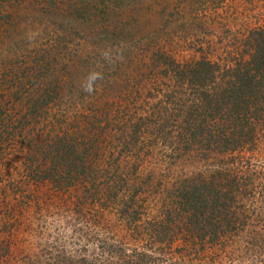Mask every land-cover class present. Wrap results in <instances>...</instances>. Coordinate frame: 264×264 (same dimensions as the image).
Here are the masks:
<instances>
[{"label": "rangeland", "instance_id": "374dc122", "mask_svg": "<svg viewBox=\"0 0 264 264\" xmlns=\"http://www.w3.org/2000/svg\"><path fill=\"white\" fill-rule=\"evenodd\" d=\"M263 22L264 0H0V264H264V120L221 152L195 137L185 147L178 117L145 118L169 80L164 57L231 65ZM178 88L172 109L185 103ZM127 106L144 119L138 134L96 122ZM132 147L143 192L127 223L116 166ZM191 182L231 191L233 230L188 232L169 198Z\"/></svg>", "mask_w": 264, "mask_h": 264}, {"label": "trees", "instance_id": "16d2710c", "mask_svg": "<svg viewBox=\"0 0 264 264\" xmlns=\"http://www.w3.org/2000/svg\"><path fill=\"white\" fill-rule=\"evenodd\" d=\"M244 42L245 54L227 66H220L215 61L203 57L192 62L164 57L162 63L159 62L157 66L162 68V77L169 80L164 82L165 88L159 91L160 100L157 99L159 107L156 108L155 105V111H150L149 116L144 117L153 119L151 116L156 113L157 125L176 123L173 119L176 117L181 120V123H187L186 126L177 127V130L180 129L178 136L181 137L180 141L185 147L189 140H193V137L199 142V147L221 152L233 151L241 145L250 143L255 131V128L250 126L251 119L264 120V22L258 28L248 30ZM176 80H180L179 85ZM178 86L185 89L186 99L183 101L185 103L180 102L175 109H172L168 105L170 100L180 101ZM151 90L155 88L152 87ZM166 107L169 109H165ZM127 110L128 106L125 109V115H118V109L108 112L107 109L102 108L99 113L104 119L102 121L96 119V122L112 121L124 124L125 130L138 134L145 124L142 122L144 119L135 113L128 115ZM134 137L139 144L142 143L136 139V135ZM136 150L137 147H132L127 151L129 155L125 156L132 158L129 163L123 162L121 167L116 166L120 168L124 189L128 190L127 193L122 191L123 194L118 199L121 204L116 205V208L118 216L125 219L127 223H133L139 219L137 215L140 214V209L137 207L136 198L140 196V192H143L139 190L141 185L137 181L138 177H132L136 175L138 169L135 163ZM87 166L89 167V163ZM82 172L85 171H80ZM106 174L108 176L106 178L103 174L105 182L112 178L111 174ZM114 182L115 180L112 179L103 186L102 190L107 193ZM150 186L149 188L157 186V182ZM173 189V197L169 200L177 206L176 210L181 209L185 212L186 222L183 224H187L189 233L194 230L197 237H202L203 232L206 231L204 228L212 234L234 229L237 220L230 206L224 203L232 199L231 191L222 189L219 185L216 187L212 182L211 185H203L201 182L199 184L184 183L179 188ZM164 223L161 230H171V227L167 226L166 219ZM149 230L150 233L155 234L159 231L155 228Z\"/></svg>", "mask_w": 264, "mask_h": 264}, {"label": "clouds", "instance_id": "9594fccd", "mask_svg": "<svg viewBox=\"0 0 264 264\" xmlns=\"http://www.w3.org/2000/svg\"><path fill=\"white\" fill-rule=\"evenodd\" d=\"M98 75H99L98 73H92L89 76V78H88L89 82H88V85H87V88H86L87 91H89V92L92 91V81H94L97 78Z\"/></svg>", "mask_w": 264, "mask_h": 264}]
</instances>
